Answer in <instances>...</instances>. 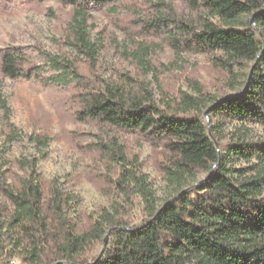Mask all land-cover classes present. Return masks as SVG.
<instances>
[{
    "label": "trees",
    "instance_id": "1",
    "mask_svg": "<svg viewBox=\"0 0 264 264\" xmlns=\"http://www.w3.org/2000/svg\"><path fill=\"white\" fill-rule=\"evenodd\" d=\"M120 1L59 0L72 7L68 43L74 50L94 59L97 50L88 31L89 11L92 5ZM148 1L153 8V0ZM191 3L202 7L208 17L198 30L180 23L189 35L184 45L214 54L215 64L231 77L230 89L238 88L232 94L207 95L194 84L195 96L181 91L176 104L163 108L151 95L125 90L118 84L93 88L82 79L75 62L44 53L52 71L49 82L64 87L75 83L73 97L80 118L164 140L170 161L165 175L173 195L155 206L146 176L126 168L116 153L120 164L116 183L143 199L147 217L130 225L113 206L103 210L88 232L75 234L65 218L72 196L57 187L45 195L38 180L37 163L45 156L50 138L31 134L27 138L37 155L16 159L24 173L18 185L7 182L9 162L4 149L0 150V191L12 205L7 222H0V243L4 227L16 246L24 239L29 243L22 252L12 254L18 262L0 258V264H264V140H250L246 130L248 124L264 129V0ZM151 17L140 25L141 30L151 34L154 29L166 31L171 46L181 50L179 38L167 29L168 19L161 13L153 19V11ZM17 63L15 54L3 53L2 74L31 77L19 70ZM253 64L242 79L236 76V68L250 69ZM0 111L7 129L5 146L20 134L9 122L10 109L1 94ZM233 122L239 124L237 133L221 144L226 127ZM98 149L108 151L109 147L100 143ZM238 163L241 166L236 167ZM198 173L205 176L195 180ZM95 243L100 245L98 254L84 263Z\"/></svg>",
    "mask_w": 264,
    "mask_h": 264
},
{
    "label": "rangeland",
    "instance_id": "2",
    "mask_svg": "<svg viewBox=\"0 0 264 264\" xmlns=\"http://www.w3.org/2000/svg\"><path fill=\"white\" fill-rule=\"evenodd\" d=\"M157 1L159 6L155 5ZM152 11L153 19L160 13L168 19L167 29L179 38L181 50L171 46L168 32L154 29L151 34L141 30L140 25L152 18ZM89 13L88 31L97 50L94 59L77 52L68 43L70 5L59 0H0V65L3 53H13L18 57L19 70L31 75L10 78L0 69V94L10 109L9 122L20 134L17 140L3 146L7 129L0 111V150L4 149L9 162L6 179L18 185L24 173L16 159L37 155L27 137L49 136L45 156L37 163L38 180L45 195L57 187L72 196L65 218L68 229L75 234L88 232L103 210L113 206L130 225L141 223L147 217L145 203L133 190L127 193L118 187L120 164L115 154L120 153L123 159L118 161L125 163L126 168H135L146 176L155 206H160L174 193L165 175L170 166L169 153L164 140L152 134L80 118L76 114L78 103L73 97L75 83L64 87L49 82L52 71L44 53L75 62L82 79L93 88H101L106 83L118 84L125 90L151 95L163 108L176 104L181 91L195 96L194 84L200 85L207 95L216 97L238 90L230 89L231 77L215 64L213 53L184 45L189 35L180 23L198 30L203 18L208 17L191 0H153V8L148 0H121L92 5ZM234 71L242 79L250 69ZM238 127L235 122L228 125L221 144L227 143L228 136L237 133ZM246 127L250 140H264L261 126L248 124ZM100 143L109 150H99ZM204 176L198 173L195 180ZM0 208V222L5 224L12 205L1 191ZM5 229L0 258L18 262L12 254L22 252L29 243L24 239L16 246L15 239ZM99 250L100 245L95 243L84 263H89Z\"/></svg>",
    "mask_w": 264,
    "mask_h": 264
},
{
    "label": "water",
    "instance_id": "3",
    "mask_svg": "<svg viewBox=\"0 0 264 264\" xmlns=\"http://www.w3.org/2000/svg\"><path fill=\"white\" fill-rule=\"evenodd\" d=\"M262 11H264V9ZM251 22H253V16L251 17ZM253 66H254V64L251 66L250 71L252 70ZM207 111L208 110H205V112H204L205 115L207 114ZM107 237H108V233L105 235V237L103 239V245L105 244Z\"/></svg>",
    "mask_w": 264,
    "mask_h": 264
}]
</instances>
